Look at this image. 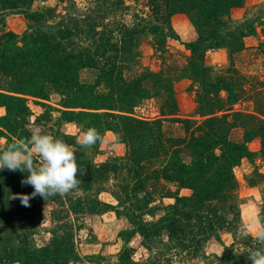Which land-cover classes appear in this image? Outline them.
<instances>
[{"label": "trees", "instance_id": "trees-1", "mask_svg": "<svg viewBox=\"0 0 264 264\" xmlns=\"http://www.w3.org/2000/svg\"><path fill=\"white\" fill-rule=\"evenodd\" d=\"M35 1L0 0L1 19L19 13L27 22L21 33L0 28V107L5 110L0 137L6 139L0 148L28 138V100L45 108L38 121L49 114V98L57 94L54 109L63 120L75 121L82 131L95 127L102 137L111 131L125 149L95 163L101 141L82 148L74 136L58 133L86 169L73 190L81 194L46 201L37 195L29 207L16 198L33 192L21 184L27 173L0 170V264L80 261L70 224L55 223L47 244L33 243L41 206L49 202L67 203V212L113 210L123 216L128 227L119 234L125 240L140 236L151 256L144 263L134 260V249L124 246L119 264H174L185 255L208 264L204 243L240 220L234 166L244 157L264 161V74H250L235 63L246 48L244 38L263 25L261 17L232 16L245 0H146L145 11L136 8L137 0H130L133 6L126 0H86L85 11L74 0H57L66 3L63 13L57 4L32 10ZM129 10L127 23L120 14ZM175 14L186 15L195 32L185 43L186 60L166 71L143 66L140 40L149 38L154 51L163 54L167 39H177L171 24ZM218 48L227 50L228 64L205 63V53ZM84 71L94 80H82ZM180 79L189 80L194 90V111L186 116L179 115L174 90ZM150 98L159 100L157 116L137 115L135 109ZM235 129L240 131L236 139L231 137ZM253 139H259L257 152L248 147ZM247 182H264V172L253 171ZM181 189L190 192L180 194ZM101 192L114 203L100 200ZM160 198L172 202L154 204ZM261 210L264 224V205ZM258 247L253 236L242 235L215 255L214 264H251L248 255Z\"/></svg>", "mask_w": 264, "mask_h": 264}, {"label": "rangeland", "instance_id": "rangeland-1", "mask_svg": "<svg viewBox=\"0 0 264 264\" xmlns=\"http://www.w3.org/2000/svg\"><path fill=\"white\" fill-rule=\"evenodd\" d=\"M76 7L85 11L87 6L86 0H74ZM146 0H137V9L147 10L144 6ZM126 4H135L130 0L125 1ZM57 4L58 12H64L63 8L66 3L58 2L57 0H36L32 4V10L39 9L42 6H54ZM254 5H257L254 7ZM72 11V9H71ZM123 12V11H122ZM120 16L125 22L132 21L131 11ZM74 13V11H73ZM118 14V15H119ZM232 16L236 19L241 18L246 14L247 17L260 16L263 25H257L256 34L249 35L244 38L245 50L240 55L235 57L236 65L243 70H248L250 74H264V0H245L244 7L235 8L232 10ZM119 17V16H118ZM172 27L177 35V39H167L166 49L163 54L150 46L149 38H142L139 42V50L142 55L141 64L152 70H167L169 64L183 63L189 51L185 47L186 42H190L195 37L194 29L184 14H175L171 18ZM4 25L5 28L21 33L26 28L27 22L22 14L9 13L1 19L0 28ZM193 32L194 37L190 38V33ZM205 63L214 66H223L228 64L227 50L225 48L210 49L205 53ZM262 77V76H261ZM264 77V76H263ZM95 76H90L87 72L81 74V79L85 81H93ZM174 90L177 99L179 115L186 116L193 114L194 90L190 89V81L180 79L174 82ZM60 97L57 94H52L48 104L51 108L48 113H44L38 121L36 116L42 114L45 108L40 104L28 100V105L31 109V115L28 116L25 130L31 135L30 129L39 126L45 132L63 139L58 133L72 135L78 141L82 134L81 127L75 121L63 120L61 113L54 108H58ZM158 98H150L144 101L135 109L137 115L145 117H155L158 114ZM77 110V109H74ZM5 112L3 107H0V115ZM72 118V117H71ZM240 136V131L235 129L232 131L231 137L236 139ZM65 140V139H63ZM6 142L4 136L0 137V145ZM68 144V143H67ZM69 145V144H68ZM73 151V146H71ZM250 150L257 152L259 150V139H253L248 143ZM124 145L117 141L115 135L111 131H107L103 135V140L99 144L97 152L92 156L95 163H101L107 158L124 153ZM36 160L39 162V158ZM264 172V161L255 157H244L234 166L233 172L238 182V203L240 210V220L238 226L231 230H221L218 235L211 236L203 245L204 251L209 254L208 264L215 263V255L220 256L225 246L230 245L242 235H250L255 237L258 229L264 228L263 217H261L262 206L264 205V182L255 185L248 184L247 177L255 171ZM180 194H188V189H181ZM79 191H71L63 195L77 196ZM99 199L104 202L114 203L111 196L107 192H101ZM66 202V201H65ZM172 202V198H160L154 204L161 206ZM67 203L63 207H59L54 202H49L41 206V220L36 233L33 235V243L36 246H42L49 242L51 237L50 231L56 224H70L72 228V241L75 252L79 256L80 261L70 264H119V255L124 246L134 249L132 258L140 260L143 263L149 258L150 253L141 245V237L138 235L127 237L119 234L121 229L127 228L128 224L123 216H116L113 210H108L102 213L88 212H67ZM60 208V209H59ZM161 210H157L156 214H160ZM174 264H205L198 262L199 257L185 255L182 262L179 258H175Z\"/></svg>", "mask_w": 264, "mask_h": 264}, {"label": "clouds", "instance_id": "clouds-1", "mask_svg": "<svg viewBox=\"0 0 264 264\" xmlns=\"http://www.w3.org/2000/svg\"><path fill=\"white\" fill-rule=\"evenodd\" d=\"M31 135L26 139H17L0 148V170H19L27 173L22 185H31V194H20L22 206L29 207L30 198L39 195L45 201L56 195H66L78 188V178L86 173L77 163L76 156L63 139L45 132L39 126L30 129ZM103 137L95 127L82 131L78 143L82 148L94 146ZM39 158L37 162L36 158ZM255 240L260 245L248 255L251 264H264V228L255 233Z\"/></svg>", "mask_w": 264, "mask_h": 264}, {"label": "crops", "instance_id": "crops-1", "mask_svg": "<svg viewBox=\"0 0 264 264\" xmlns=\"http://www.w3.org/2000/svg\"><path fill=\"white\" fill-rule=\"evenodd\" d=\"M189 33H190L189 36H190V38L192 39V38L194 37L192 30H191V32H190V30H189Z\"/></svg>", "mask_w": 264, "mask_h": 264}]
</instances>
